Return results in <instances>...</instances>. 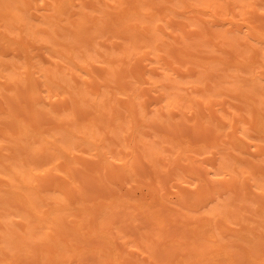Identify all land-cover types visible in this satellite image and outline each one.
<instances>
[{
  "label": "bare ground",
  "instance_id": "1",
  "mask_svg": "<svg viewBox=\"0 0 264 264\" xmlns=\"http://www.w3.org/2000/svg\"><path fill=\"white\" fill-rule=\"evenodd\" d=\"M0 264H264V0H0Z\"/></svg>",
  "mask_w": 264,
  "mask_h": 264
}]
</instances>
